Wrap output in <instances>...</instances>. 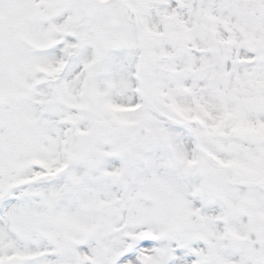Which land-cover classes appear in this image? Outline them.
<instances>
[{
    "label": "snow or ice",
    "instance_id": "6c2138e0",
    "mask_svg": "<svg viewBox=\"0 0 264 264\" xmlns=\"http://www.w3.org/2000/svg\"><path fill=\"white\" fill-rule=\"evenodd\" d=\"M0 264H264V0H0Z\"/></svg>",
    "mask_w": 264,
    "mask_h": 264
}]
</instances>
